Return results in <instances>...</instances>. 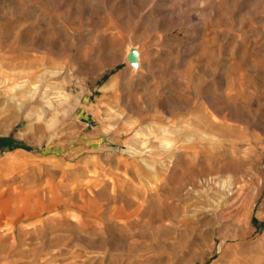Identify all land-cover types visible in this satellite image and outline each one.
Wrapping results in <instances>:
<instances>
[{"label":"rangeland","instance_id":"obj_1","mask_svg":"<svg viewBox=\"0 0 264 264\" xmlns=\"http://www.w3.org/2000/svg\"><path fill=\"white\" fill-rule=\"evenodd\" d=\"M0 264H264V0H0Z\"/></svg>","mask_w":264,"mask_h":264},{"label":"water","instance_id":"obj_2","mask_svg":"<svg viewBox=\"0 0 264 264\" xmlns=\"http://www.w3.org/2000/svg\"><path fill=\"white\" fill-rule=\"evenodd\" d=\"M135 56V54L134 53H132V55H131V57H130V63L131 64H135L134 62V59H133V57Z\"/></svg>","mask_w":264,"mask_h":264},{"label":"bare ground","instance_id":"obj_3","mask_svg":"<svg viewBox=\"0 0 264 264\" xmlns=\"http://www.w3.org/2000/svg\"><path fill=\"white\" fill-rule=\"evenodd\" d=\"M109 84V83H108ZM135 216V215H134Z\"/></svg>","mask_w":264,"mask_h":264},{"label":"crops","instance_id":"obj_4","mask_svg":"<svg viewBox=\"0 0 264 264\" xmlns=\"http://www.w3.org/2000/svg\"><path fill=\"white\" fill-rule=\"evenodd\" d=\"M12 157H14V156H12Z\"/></svg>","mask_w":264,"mask_h":264}]
</instances>
